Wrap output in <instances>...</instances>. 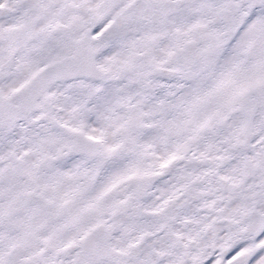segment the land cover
I'll list each match as a JSON object with an SVG mask.
<instances>
[{"label":"snow or ice","instance_id":"6c2138e0","mask_svg":"<svg viewBox=\"0 0 264 264\" xmlns=\"http://www.w3.org/2000/svg\"><path fill=\"white\" fill-rule=\"evenodd\" d=\"M0 264H264V0H0Z\"/></svg>","mask_w":264,"mask_h":264}]
</instances>
